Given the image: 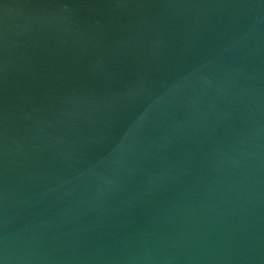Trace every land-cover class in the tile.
Masks as SVG:
<instances>
[{
	"label": "water",
	"instance_id": "1",
	"mask_svg": "<svg viewBox=\"0 0 264 264\" xmlns=\"http://www.w3.org/2000/svg\"><path fill=\"white\" fill-rule=\"evenodd\" d=\"M0 264H264V0H0Z\"/></svg>",
	"mask_w": 264,
	"mask_h": 264
}]
</instances>
